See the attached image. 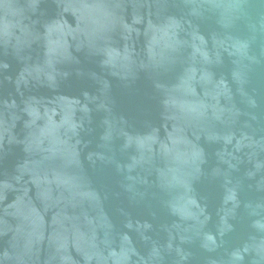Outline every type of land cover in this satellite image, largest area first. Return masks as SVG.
<instances>
[{
    "label": "water",
    "instance_id": "1",
    "mask_svg": "<svg viewBox=\"0 0 264 264\" xmlns=\"http://www.w3.org/2000/svg\"><path fill=\"white\" fill-rule=\"evenodd\" d=\"M0 264H264V0H0Z\"/></svg>",
    "mask_w": 264,
    "mask_h": 264
}]
</instances>
